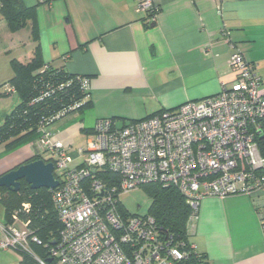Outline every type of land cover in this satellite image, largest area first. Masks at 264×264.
Here are the masks:
<instances>
[{
  "label": "crops",
  "instance_id": "crops-1",
  "mask_svg": "<svg viewBox=\"0 0 264 264\" xmlns=\"http://www.w3.org/2000/svg\"><path fill=\"white\" fill-rule=\"evenodd\" d=\"M153 1L157 12L146 17L137 11L140 0H21L34 14L17 31L0 15L11 59L25 64L38 46L44 64L88 79L90 105L50 127L72 167L82 163L77 149L98 118L140 120L218 93L234 78L228 65L234 48L256 65L264 89V0ZM38 137L0 145V175L38 154L53 160ZM263 203L260 194L200 199L189 240L206 264H264Z\"/></svg>",
  "mask_w": 264,
  "mask_h": 264
},
{
  "label": "built area",
  "instance_id": "built-area-1",
  "mask_svg": "<svg viewBox=\"0 0 264 264\" xmlns=\"http://www.w3.org/2000/svg\"><path fill=\"white\" fill-rule=\"evenodd\" d=\"M137 11L154 16L157 7L153 0H140ZM228 65L234 78L222 83L217 94L121 128L112 118H98L85 146L77 149L83 158L76 167L70 166L67 148L52 139L50 127L38 128V142L52 155L58 180L50 191L61 231L51 245L44 244L52 264H179L181 241L150 216H121L119 196L145 184L175 187L189 202L193 221L204 197L264 196V158L256 142L264 121L262 79L256 65L235 48ZM82 88L89 93L87 78ZM103 170L111 171L113 179L101 180ZM22 207L28 209L29 203ZM18 213L2 224L0 248L29 251L31 243L42 241ZM258 213L264 230V203ZM17 221L25 231L12 224Z\"/></svg>",
  "mask_w": 264,
  "mask_h": 264
},
{
  "label": "trees",
  "instance_id": "trees-1",
  "mask_svg": "<svg viewBox=\"0 0 264 264\" xmlns=\"http://www.w3.org/2000/svg\"><path fill=\"white\" fill-rule=\"evenodd\" d=\"M144 13L146 17L153 15L152 12ZM33 14L34 7H26L21 0H0V15L11 31L22 29ZM32 32L33 37L36 36L35 32ZM10 66L13 75L0 84V95L15 93L17 99L9 111L0 112V145L10 147L17 144L34 135L39 127H51L57 120L90 105L89 93H85L82 88V82L87 77L68 73L63 67L44 64L38 46L27 63L11 59ZM162 110L145 118L154 116ZM133 121L137 120L130 122ZM114 125L116 126V123ZM256 142L259 154L264 158V121L262 134L256 137ZM39 158L42 156L38 154L29 161ZM260 172L264 174V168ZM99 175L103 181L112 180L114 177L113 173L107 170L100 171ZM141 187L150 196L148 212L144 216H150L154 224L170 234L174 241L182 242L179 249L184 253V257L179 264H206L205 254L198 252L189 240L194 221L190 217L192 208L187 199L172 186L150 183ZM24 203H29L26 210L22 207ZM0 204L4 208L2 216L4 225L11 223L12 213L19 210V218L28 220V227L42 241L41 245L31 243L29 251L18 249L24 255L25 262L35 264L30 253L37 252L39 259L52 264L44 244L51 245L57 239L62 225L51 201V191L47 188L32 189L21 180L17 191L0 187ZM118 208L124 220L128 216L138 215L130 214L121 201Z\"/></svg>",
  "mask_w": 264,
  "mask_h": 264
},
{
  "label": "rangeland",
  "instance_id": "rangeland-1",
  "mask_svg": "<svg viewBox=\"0 0 264 264\" xmlns=\"http://www.w3.org/2000/svg\"><path fill=\"white\" fill-rule=\"evenodd\" d=\"M5 43L6 42L3 39H0V84L3 82L2 80L4 81L7 80L5 78H8L9 76L11 77L13 73L11 66L9 65V60L12 58L13 55H11L12 53H10V51H7V48L5 47L6 46ZM15 99H17V97L14 93L5 96L0 95V112L5 108H8L14 102ZM42 152L44 154L47 153V151H43V150ZM119 200L130 214L145 215L148 212V208L150 205V196L142 187H136L135 189H132L126 193H122L119 196ZM137 205H139L140 208L137 209ZM3 212H4V208L0 204V239L3 236V230H2V224H3L2 222H4L2 217ZM12 224L19 231L21 232L25 231V227L21 221H17L16 223H12ZM37 255L39 256L37 252H35V254L30 253L32 261L35 264H39L36 258L38 257ZM0 264H27V263L25 262L24 255L18 249L0 248Z\"/></svg>",
  "mask_w": 264,
  "mask_h": 264
},
{
  "label": "water",
  "instance_id": "water-1",
  "mask_svg": "<svg viewBox=\"0 0 264 264\" xmlns=\"http://www.w3.org/2000/svg\"><path fill=\"white\" fill-rule=\"evenodd\" d=\"M129 122L116 123L117 128L128 125ZM24 180L30 188L53 189L58 185V180L54 177V164L44 159H36L18 165L0 175V186L17 191L20 181ZM140 208L137 205V209Z\"/></svg>",
  "mask_w": 264,
  "mask_h": 264
},
{
  "label": "flooded vegetation",
  "instance_id": "flooded-vegetation-1",
  "mask_svg": "<svg viewBox=\"0 0 264 264\" xmlns=\"http://www.w3.org/2000/svg\"><path fill=\"white\" fill-rule=\"evenodd\" d=\"M0 187H1V186H0ZM4 188L9 190V188H6V187H4Z\"/></svg>",
  "mask_w": 264,
  "mask_h": 264
},
{
  "label": "clouds",
  "instance_id": "clouds-1",
  "mask_svg": "<svg viewBox=\"0 0 264 264\" xmlns=\"http://www.w3.org/2000/svg\"><path fill=\"white\" fill-rule=\"evenodd\" d=\"M51 190V189H50Z\"/></svg>",
  "mask_w": 264,
  "mask_h": 264
}]
</instances>
